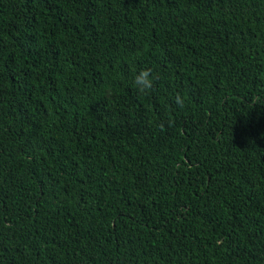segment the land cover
<instances>
[{"label": "trees", "instance_id": "obj_1", "mask_svg": "<svg viewBox=\"0 0 264 264\" xmlns=\"http://www.w3.org/2000/svg\"><path fill=\"white\" fill-rule=\"evenodd\" d=\"M0 264H264V0H0Z\"/></svg>", "mask_w": 264, "mask_h": 264}, {"label": "clouds", "instance_id": "obj_2", "mask_svg": "<svg viewBox=\"0 0 264 264\" xmlns=\"http://www.w3.org/2000/svg\"><path fill=\"white\" fill-rule=\"evenodd\" d=\"M133 83L137 89L141 92H146L152 89L154 83V77L152 75V70L148 68L141 69L133 78ZM173 103L180 108L184 107V98L177 93L173 98ZM171 122H169L170 124ZM161 130H163V124L160 125Z\"/></svg>", "mask_w": 264, "mask_h": 264}]
</instances>
